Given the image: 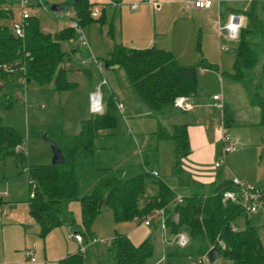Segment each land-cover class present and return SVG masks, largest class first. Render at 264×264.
<instances>
[{"label":"trees","instance_id":"obj_1","mask_svg":"<svg viewBox=\"0 0 264 264\" xmlns=\"http://www.w3.org/2000/svg\"><path fill=\"white\" fill-rule=\"evenodd\" d=\"M114 1L119 3V0ZM71 3L75 11L73 17L83 27V23L93 18L92 3L89 0ZM240 12L245 21L237 40L234 70L229 76L246 84L245 73L259 63L254 39L259 35L256 28L261 19L255 4ZM10 15L11 12L3 7L0 0V91L13 87L9 84V76L13 73L24 75L26 83L45 85L52 81L56 91L71 88L72 83L64 78V69L60 67L66 55L61 50L60 41L71 38L74 30L66 27L52 36L41 32L36 18L29 17L24 37L20 38L7 22ZM112 65L123 70L135 97L144 104L149 115L156 116V137L172 141V175L176 186L186 187L188 191L181 193L180 202L176 201L180 194L167 180L154 175L144 165L113 169L99 161L97 150L103 145L97 140L99 137L104 139L106 133H102L103 130H111L117 124V101L112 103L109 100L102 112L94 113L95 116L82 122L81 130L76 135L68 138L61 135L58 141L44 131L61 149L64 162L27 165L30 185L27 202L30 214L40 228V236L44 237L55 227L66 224L87 239L89 228L103 205L113 212L116 222L135 220L143 223L147 215L163 208L166 233L175 236L185 232L189 239L184 248L165 243V257L181 256L183 253L202 255L217 247L221 252L220 258L232 264H264V244L259 235V226L254 221L257 218L246 214V209L240 203L239 189L230 180L213 186L209 192L200 189L182 165V159L190 151L187 124L167 127L158 119V113L164 107L172 106L176 97L197 95L199 83L195 66L179 63L169 50L163 48H131L121 44H116L110 52L107 67ZM261 73V80L249 88V93L253 103L260 108V124L264 131V60ZM10 98L6 93L1 94L0 105L5 100L8 103ZM24 143V137L13 127L3 124L0 118V160L13 155L18 169L22 168L25 154L20 150ZM262 157L264 160V147ZM227 190L236 191L239 199L224 200L223 195ZM70 201H79L85 231L76 226L67 207ZM242 215L246 217L247 227L240 229L235 225V220ZM153 225H156L155 221L149 227L156 228ZM171 246L175 248L171 249ZM182 249H187L189 253ZM108 250L115 264H146V259L153 253V245L148 238L134 245L126 235L118 234ZM82 260L83 252L78 251L60 259L58 264H82Z\"/></svg>","mask_w":264,"mask_h":264},{"label":"rangeland","instance_id":"obj_2","mask_svg":"<svg viewBox=\"0 0 264 264\" xmlns=\"http://www.w3.org/2000/svg\"><path fill=\"white\" fill-rule=\"evenodd\" d=\"M89 1L92 3L91 8L100 13L99 17L89 19L82 25L89 46L80 44L77 30L74 31L71 38L60 41L61 50L66 54L60 67L64 69V78L72 83V87L56 91L52 81L45 85L34 82L19 84L21 75L13 73L9 76V84L13 87H5L0 91V95L6 93L11 97L8 103L5 100L4 106L0 105V118L3 124L13 127L25 139V143L20 150L25 154L22 168L18 169L16 158L13 155L0 160V249L4 243L1 232L4 226L1 221L7 222L14 219L10 222L20 224L21 231H24L23 227L27 228V233L21 240L15 231L13 234L12 231L6 233L5 245L9 254V246L14 243H19V246L16 247L17 250L12 251L13 255L20 252L18 251L19 248L22 250L25 246L34 242L38 246H43L40 239L42 238L39 233L40 228L29 211L27 201L30 197V185L24 168L25 164L51 163V151L42 138V132L48 131V134L57 140L61 135L68 138L78 134L82 122L95 116L94 112H98L93 111L90 99L91 93L98 88L101 93L102 108H105L109 100L112 103L114 101L123 102L124 105L123 113L118 109L116 110V126L111 130H103L102 133H106L104 139L99 137L97 140V143L103 145L97 150L99 161L104 165L111 166L113 169L139 164H141L140 166L144 165L148 169H155L158 176L167 180L177 193L181 194L188 191L186 187L176 186L172 175L174 146L170 139H158L156 137L157 118L145 114V108L133 94L122 69H118L116 65L105 67L110 52L116 44L128 47L132 43H145L149 37L147 34L152 35V37L155 36L156 43L163 40L158 35L160 32L155 17L144 18L138 14L135 15L131 9L132 0H125L118 5L109 0ZM2 2L3 7L11 12L7 21L8 24L12 26L13 22H20L22 19L20 0H2ZM71 2V0H28L26 11L31 18H36L41 32L55 36L63 28L69 27V18L75 13ZM52 5L61 7V10L52 12L50 10ZM116 5L117 8H114ZM259 8L258 10H261L262 13H259L261 21L256 28L259 35L254 41L257 42V55L261 61L264 55V12H262L263 8ZM67 13L68 16L66 17ZM228 13L230 15L232 11ZM218 17L219 14L216 15V18H212L210 23L207 22L205 25L199 26L201 28L195 29L194 27L193 43H190L192 40L189 38L181 39V34L185 30L188 31L185 27L178 29L176 39L173 37L177 48V50H174L176 59L184 65L195 66L197 83H199L197 94L208 97V100L215 93L221 94L222 79L227 80L229 78V73L234 68L233 59L236 57L237 40L230 39L226 35H224L223 45L229 46L230 49L223 51L224 54L222 53L219 33L214 27ZM170 21L167 19L161 23V31L168 27L172 31L177 30L176 24L178 21ZM199 29H201V37L203 36L201 39ZM189 31L191 32V30ZM168 41H170L171 48H173L171 37L168 38ZM182 42L186 43L185 49H183ZM94 59L101 62L102 71L98 69ZM261 70L262 63L259 62L254 69L247 71L244 75V77H247L246 84L239 85L245 90L243 92L235 91L230 106H224V108L218 110L220 114L223 113V121L225 120L228 126L233 121L232 125L227 127L230 137H233L234 132H237L247 139L250 132L256 141L260 138L258 125L250 129L245 125L237 124L236 121L244 118L240 114L239 108H248V101L251 99L248 92L249 88L254 87L261 80ZM186 98L192 105L194 104V99H191V97ZM251 108L252 113L256 108L260 114L258 107L252 106ZM165 109L168 111L174 110L171 106H166ZM193 114L191 112L184 113L187 118H191ZM158 119L167 127L171 125L167 121L168 118L160 115V113ZM245 154L236 158L233 154L228 156L234 161L237 169L247 171L250 167V160L249 153ZM218 159L221 160L222 156ZM142 161L143 163H141ZM257 166L262 167L260 164ZM249 184L247 183V185ZM211 190L212 188L205 192ZM235 194L237 197L236 191ZM240 203L245 209L243 203ZM67 207L75 219L76 226L85 231L79 201H70L67 203ZM254 217L257 218L254 221L259 226V235L264 244V211ZM235 225L240 229L246 228L245 215L239 216L235 220ZM153 226H156V228L144 226L142 222L135 220L116 222L113 212L107 205H103L101 212L89 228L90 233L87 234V239H84L83 244L86 245V251L83 253L82 264H115L109 254L108 247L118 234L126 235L134 245L140 244L147 238L151 240L153 253L146 259V264H170L168 257H165L164 248L165 243H172L174 236L168 232L163 236L162 230L157 225ZM72 235L66 224L55 227L45 235V264H58L59 258L66 256L68 253L74 254L77 251L79 247L75 240L71 238ZM93 236L97 237V243H93L89 247L90 243L88 242L91 241ZM170 248L175 247L171 246ZM182 250L189 253L187 249ZM196 256L183 253L178 259L180 264H190L191 259ZM6 264H11V262L6 260ZM208 264L232 263L224 258H219L214 263L208 260Z\"/></svg>","mask_w":264,"mask_h":264},{"label":"crops","instance_id":"obj_3","mask_svg":"<svg viewBox=\"0 0 264 264\" xmlns=\"http://www.w3.org/2000/svg\"><path fill=\"white\" fill-rule=\"evenodd\" d=\"M109 1L114 2L115 4L117 3L114 0H109ZM123 1L125 0H119V3H117V5L123 3ZM192 2L193 0H132L131 5L136 4L135 8L131 7L135 15L138 14L139 16H142L144 18H148V17L152 18V16L155 17L156 23L158 24L159 27L158 31L160 32L158 33V35H160L162 37L161 39L163 40L156 43L155 36L152 37V35L147 34L149 35V37L147 41H145V43H132V45L128 47L131 48H146L150 46H156L159 48L164 47L166 48V50H169L176 59L174 50H177V48L175 42L173 41V37H175V39L177 38L178 29L180 27H185L188 29V31L185 30L181 34L182 35L181 39L189 38L190 40H192L190 41V43L191 42L193 43L194 27L195 29H197V28H201L199 26L205 25L207 22L210 23V21H212L211 19L216 18V15L218 16V14L221 11L224 14L223 18L225 21L229 20V16H231V14H241L240 11L244 9H248L254 4L258 6V8L259 7L263 8L262 12H264V0H222L220 6L217 3V0H214V4L207 9L196 8L193 6ZM117 5L114 6V8H117ZM258 8L257 11L260 14H262L261 10L259 11ZM229 11H232L230 15L228 13ZM167 19L171 21H178L176 24L177 30L172 31L171 28L168 27L161 31L160 25L163 21ZM189 30H191L192 33ZM199 31H200L199 36L201 39L203 38V36L201 37L202 35L201 29H199ZM170 37L172 39L171 44L173 48H171L170 41H168V38ZM219 38L221 43L224 42V37L219 35ZM182 45L184 46L183 49H185L186 43L182 42ZM87 46H89V42ZM95 60L97 59H94V62ZM263 60H264V55L261 61L259 60L258 62H261L263 64ZM234 61L235 59H233V66H234ZM98 62L100 63V67H102L101 62L100 61ZM233 70L231 71V73L233 72ZM222 81H223V88L221 94L219 93H215V94L221 95L223 97V100H225L224 106L229 107L232 102L234 92L235 91L243 92L245 89L242 86H239L240 84H242L241 82L234 80L230 76L227 80L222 79ZM238 87H242V88H238ZM191 99H194L193 108L191 110L180 111L179 109H177L172 105L171 107L174 108V110L168 111L164 107L163 110L159 112L160 115H164L166 118H168L167 121H169L171 125L183 124V123L187 124V133H188L190 151L182 159V165L184 171L187 174H189V176L197 183V185H199L200 189L203 190H208L210 188H213V186H216L224 181H228V180L232 181L233 177L239 178L245 184L247 183L253 185L263 184L264 160L262 159L263 158L262 156H263L264 143L262 141L263 129L261 128V124H260L261 111L259 114V111L256 110V108H254L255 109L254 113L251 112L252 106L253 107H258V106L253 103L252 99H250L248 101L249 102L248 108H244V107L239 108L240 114H242L244 117L243 120L236 121L237 124L245 125L250 129H253L255 125H258L257 129L260 138H258V140L256 141L255 139H253L252 134L250 132H249L250 136H248L247 139L240 136V134H238L237 132H234L233 137L229 136L227 132V127H230L233 121H231V124L229 126L227 125L225 120L223 121V115H222L223 113L220 114L218 111L219 108L213 106V95L210 97V100H208V97H204L203 95L200 94L191 97ZM119 103L123 104V102H119ZM141 104L145 108L144 110L145 114H148L147 108L144 106L142 102ZM188 112L194 113L191 118H187L184 115V113H188ZM152 117H156V116H152ZM223 134H227L229 136V142L234 143L236 145V149L227 154L224 153V148L225 145L227 144L222 140ZM245 153L246 154L249 153V160H250V167L247 171L237 169L234 165V161H232V159H230L228 156L230 154H233L234 157L236 158V157H240V155H243ZM221 156L224 162L221 163L220 166H217L216 163L220 160L218 159V157L220 158ZM258 164L262 165V167L257 166ZM152 171H156V170L152 169ZM10 220H14V219H10ZM10 220L7 222L1 221L2 225L4 226L3 230L1 231L4 243L2 248L0 249V264H6V260H9L11 264L13 262L15 264H41V263L45 264L46 261V254L44 247L45 236L40 238L43 246H38V244L34 242L31 245L25 246L22 250L19 248L18 251L20 252L18 254L15 253L13 255L12 251L17 250L16 247L19 246V243H14V244H10L9 246L10 254L7 252V247L5 245V236L7 232L12 231L13 234L15 231L18 234L20 240L24 238V236L27 233L26 227L22 226L24 231H21L22 228L20 224H16L15 222H10ZM67 226L71 233L77 232L76 230H74V227H71L69 225ZM71 238L74 239L73 237ZM93 239L95 241H93ZM88 243H90L89 247L93 243L94 244L97 243V237L93 236L91 241H89ZM76 244L78 245V247H80L78 242H76ZM28 250H31L32 252L31 255L27 254ZM78 250L79 248H77V251L75 253H77ZM71 254L73 253H68L66 254V256ZM66 256H63L58 260ZM178 257L179 256L168 257L169 263L180 264ZM31 258H33V260Z\"/></svg>","mask_w":264,"mask_h":264},{"label":"built area","instance_id":"obj_4","mask_svg":"<svg viewBox=\"0 0 264 264\" xmlns=\"http://www.w3.org/2000/svg\"><path fill=\"white\" fill-rule=\"evenodd\" d=\"M28 3V0H20V7H21V21L20 22H13L12 29L14 33L20 37L23 38L25 34V28L27 24V19L30 17L28 12L26 11V4ZM217 3L219 6L222 3V0H217ZM193 6L199 9H207L210 8L214 4V0H193L192 2ZM132 8L136 7V4L131 5ZM99 12L97 10H93L91 12V16L93 18L99 17ZM223 12L221 11L219 13V17L217 21L214 24L215 29L218 31L219 35L224 37L226 35L230 39H236L238 40L239 37V32L241 27L244 24L245 18L241 14H231L229 16V20L225 21L223 18ZM68 16V13L66 17ZM69 27L72 28L74 31H78L79 35V42L83 46L88 45V40L86 39L82 27L79 25V23L74 19L73 16L69 18ZM224 42H222L221 49L223 51L229 50V46H224ZM95 63L97 64L98 69L101 71L100 63L95 60ZM19 83L21 84H26V80L24 75L20 77ZM91 99V104H92V109L93 111H98L94 113H99L102 112V102H101V93L99 88L91 93L90 96ZM173 106L176 107L177 109L181 110H191L193 105L188 101V99L184 96H178L175 98ZM213 106L219 109L224 108V100L223 97L219 94L213 95ZM116 107L117 109L123 113L124 111V105L122 103L116 102ZM222 140L227 144L225 145L224 148V153L227 154L229 152H232L236 149V145L234 143L229 142V136L227 134H223ZM224 154V156H225ZM223 162V158L219 160L216 165L220 166V164ZM25 170L27 172V165L25 167ZM154 175H158L156 171H152ZM234 185L239 189L240 191V202L243 203L245 206V209L247 211L248 216H257L259 213H262L264 211V183L263 184H245L243 181H241L239 178H234L233 181ZM224 200H238L239 198L236 197V194L233 190H227L224 192L223 195ZM176 201H181L182 196L177 195ZM155 221V224L157 227H159L162 230V235H166V224H165V215H164V209H158L153 211L151 214L147 215L146 218L143 221V224L145 226H149L152 224V222ZM73 237L76 242L79 243V251L85 252L86 250V245L83 244L84 238L80 233H72ZM164 240V239H163ZM93 241H95L93 239ZM189 239L188 235L185 232H180L176 234L173 237L172 243L176 244L180 248L186 247L188 244ZM27 254L31 255L32 252L31 250L27 251ZM33 260V258H31ZM208 252L204 253L202 255H197L193 259H191L190 264H208ZM210 261V260H209ZM212 263V262H211Z\"/></svg>","mask_w":264,"mask_h":264},{"label":"water","instance_id":"obj_5","mask_svg":"<svg viewBox=\"0 0 264 264\" xmlns=\"http://www.w3.org/2000/svg\"><path fill=\"white\" fill-rule=\"evenodd\" d=\"M72 2H76L78 0H71ZM50 10L52 12H58L61 10V7L57 5H52ZM105 67H107V64H105ZM42 138L43 140L48 144L50 151H51V164H62L64 162V155L57 145V143L54 140H51L46 133L42 132ZM101 207V204H100ZM221 257V252L219 248L213 247L208 251V258L210 262L214 263L216 260H218Z\"/></svg>","mask_w":264,"mask_h":264}]
</instances>
